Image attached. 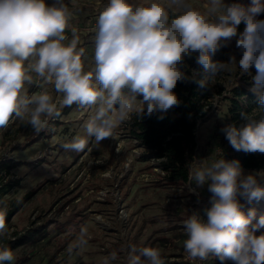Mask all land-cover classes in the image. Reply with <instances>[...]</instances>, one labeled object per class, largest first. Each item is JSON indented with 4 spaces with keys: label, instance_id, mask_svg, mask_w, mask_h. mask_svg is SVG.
I'll return each instance as SVG.
<instances>
[{
    "label": "clouds",
    "instance_id": "clouds-1",
    "mask_svg": "<svg viewBox=\"0 0 264 264\" xmlns=\"http://www.w3.org/2000/svg\"><path fill=\"white\" fill-rule=\"evenodd\" d=\"M73 7L65 0H0V129L13 119L30 126L34 134L60 117L61 109L74 104L91 113L85 135L62 144L66 151L82 152L92 139L96 145L114 138L117 130L134 117L157 115L164 119L180 100L173 91L189 77L182 70L185 57L196 55L204 77L195 82L208 87L223 73L249 74L250 89L257 97L252 113L241 112L245 124L221 129L236 151L264 154V3L250 7L238 2L205 0L195 7L190 0H106L98 11L94 46L90 57L81 44V31L72 26ZM244 23L243 32L238 26ZM70 33V35H69ZM242 52L227 62L213 61L222 44L237 37ZM211 54V55H210ZM39 82L40 90L28 94ZM51 86V87H49ZM264 173L244 174L238 160L223 154L200 161L189 170L188 180L212 193L206 221L192 213L183 221V248L192 262L210 255L234 264H264V215L256 223L255 210L247 214L240 199L248 203L264 197L260 180ZM7 206L0 207V237L7 234ZM260 232L259 235L256 233ZM91 236L82 227L68 246V253L83 252ZM119 259L112 251L102 264ZM14 252L0 246V264H12ZM126 264H167L163 249L131 245Z\"/></svg>",
    "mask_w": 264,
    "mask_h": 264
},
{
    "label": "rangeland",
    "instance_id": "rangeland-1",
    "mask_svg": "<svg viewBox=\"0 0 264 264\" xmlns=\"http://www.w3.org/2000/svg\"><path fill=\"white\" fill-rule=\"evenodd\" d=\"M65 2L73 7L71 0ZM190 2L202 8L205 0ZM46 3L50 5L53 0ZM104 3L106 0H76L73 9L71 24L81 31L78 47L85 48L87 57L92 54L96 17ZM225 3L232 2L225 0ZM244 28L242 22L238 33ZM237 39L238 36L222 44L228 46V53L215 61L227 62L232 55L239 61L242 52L236 47ZM250 73L240 74L238 70L223 73L212 82L210 107L195 132L191 168L212 155L225 157L229 144L223 142L217 129L224 127L226 113L221 99L232 87L241 86L250 91L252 76L256 74L254 67ZM27 90L29 95L39 91V82ZM90 115L88 109H78L74 104L62 108L60 117L51 120L48 129L38 135L18 119H13L6 129H0V162L12 166L0 176V186L12 185L10 192L0 199V207L7 206V234L0 237V246L15 242L29 229L40 228L46 233L36 244L12 249L15 255L12 264H102L112 251L119 257L114 264H126L131 245L163 249L167 264H222L211 255L206 261L192 262L183 248L187 238L183 221L194 212L207 219L204 210L211 206L212 196L208 186L197 188L189 180L185 186L164 181L156 163L139 161L142 152L128 138L125 124L114 138L99 145L89 139L82 152L66 151L62 147L74 136L85 135L83 126ZM260 183L264 186V179ZM240 203L245 213L255 210L253 223L264 215V197L251 203L241 198ZM82 227L89 230V244L83 252L70 255L68 246Z\"/></svg>",
    "mask_w": 264,
    "mask_h": 264
},
{
    "label": "trees",
    "instance_id": "trees-1",
    "mask_svg": "<svg viewBox=\"0 0 264 264\" xmlns=\"http://www.w3.org/2000/svg\"><path fill=\"white\" fill-rule=\"evenodd\" d=\"M230 1L238 2L246 8L253 4V0ZM260 2L264 3V0H260ZM257 19L264 20V13H261ZM227 47L221 46L212 55L213 61L225 57L228 53ZM196 55L198 54H193L190 58L185 57L182 66L186 75L194 77V79L178 81L173 90L180 100L178 106L168 110L162 120L157 119L159 114H156L150 118L144 117L142 120L134 117L125 124L128 138L142 152L139 161L156 163L163 180L176 186H185L188 183L197 125L210 107L208 100L213 86L211 83L208 87L201 88L195 82L205 75L202 66L196 63ZM221 102L226 106V113L223 117L224 127L228 124L237 126L245 124L246 121L241 118V112L252 113L258 106L256 95L241 86L232 87L228 94L221 99ZM217 129L223 142L229 144L219 126ZM224 159L227 161L238 160L242 169L248 171L264 172V154L236 151L229 144ZM11 167L0 162V176L4 170H9ZM11 188L12 185H1L0 199L9 193ZM45 234L40 228L29 229L20 239L3 245V247L12 250L25 244L33 245L43 240Z\"/></svg>",
    "mask_w": 264,
    "mask_h": 264
}]
</instances>
